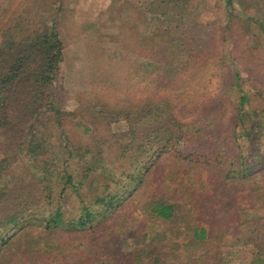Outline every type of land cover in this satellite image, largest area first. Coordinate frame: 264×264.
I'll return each mask as SVG.
<instances>
[{
  "label": "rangeland",
  "instance_id": "rangeland-1",
  "mask_svg": "<svg viewBox=\"0 0 264 264\" xmlns=\"http://www.w3.org/2000/svg\"><path fill=\"white\" fill-rule=\"evenodd\" d=\"M1 10L0 42L2 28L17 13L47 19L49 24L56 20L55 25L63 41V60L55 87L59 92L57 97L63 120L59 129L55 116L51 115L49 128L53 130L52 138L60 141L61 147L75 146L74 153L79 151V147L91 145L97 147L96 151L103 148L105 154L101 160L91 154L82 160L81 152L71 158L67 150L62 151V157H67L66 161L72 164L70 169L76 176H82L86 165L98 170L103 165L104 171L99 174L93 171L86 179L82 186L85 194H93L91 191L95 189L105 190L107 185L121 188L126 191L125 195L134 193L137 185L126 177V172L132 169L131 151L118 145V136L115 139L116 133L128 128V111L135 114L153 107V116H143L140 122L139 130L143 136L151 124L158 122L156 114L162 109L160 120L166 121L169 115H173L177 122L172 127L193 129L191 140H184L189 149L201 147L203 150L211 146L215 153L226 156L228 161L236 154L242 153L246 157L257 148L264 149L262 136H255L250 143L243 130L234 127L243 91L248 96L246 109L259 113L264 109V0H154V3L141 0H11L7 9ZM134 34L138 38L154 37L151 57L150 52L134 53L131 44ZM169 34L175 39L169 44L168 53H164L161 43ZM186 61L188 65H185ZM150 71L155 73L151 81L148 78ZM236 72L242 77L240 86L236 83ZM182 74L185 81H179ZM100 109H104L105 116L98 113ZM256 123L264 130V113L260 117L252 116L247 125L251 129ZM196 125L201 128H196ZM90 127L94 131L97 129L95 135L88 131ZM234 128L236 134H233ZM166 156L152 167L151 183L155 185L142 192H153L154 196L148 198L141 193L136 201L130 203L129 214L121 221L133 232L144 233L151 227H157L159 242L149 238L144 243L142 239L144 248L141 245L132 249L125 241L128 237L122 233L125 230H122L113 241L115 246L111 248L108 243L92 264L104 261L108 264H132L124 255L144 251L152 242L150 249L157 245L160 247L152 252L160 255L159 264H188L187 259L198 254H203L200 261L207 259L210 264H264V255L255 244L257 222L264 217L263 189L258 188L264 186V178L253 174L239 187L236 183L227 186L229 195H234L229 211L236 224L226 237L224 233L231 229L216 227L215 209L209 210L208 214L196 206L202 212L197 215L216 227L215 251H209L210 245L206 241L198 239L196 243L192 242L193 230H187V214L197 211L195 206L187 211V181L197 173L188 170L192 169V164L187 160L178 161L171 154ZM2 157L0 154V159ZM40 168V164L37 166L26 157L25 151L16 153L6 168L0 163V213L4 212V204L15 206L21 201L24 205L18 209L26 216H35L42 209V200L37 196L38 190L39 195L42 194L40 184H35L38 182L35 178L30 180L33 172L37 173ZM172 171L178 176L170 178ZM207 175L203 177L205 183H215L209 172ZM113 177L116 179L114 183L111 182ZM220 185L222 183H218L217 188ZM22 189L34 195L23 193L24 196H19ZM54 192L59 197L53 204H60L67 214L76 216L82 198L72 191L60 192L59 186ZM86 199L90 200L91 196ZM159 202L173 203L175 216L164 222L158 221L150 208ZM11 227L7 226L6 230L0 226V249L4 239L9 241L11 236L23 230ZM30 232L32 237H41L46 248L51 244L49 235L56 237L55 247L66 244L65 240L69 239V233L66 237L36 226H32ZM88 242H80V248L91 253L93 250ZM36 248L37 245L28 248L26 241L22 240L16 250L19 255L13 252L19 257L23 253V258L30 260L35 253L28 252ZM218 251H221L220 255L209 260V255ZM46 252L43 262L17 264H63L60 261L61 250L51 248ZM200 261L190 262L201 264Z\"/></svg>",
  "mask_w": 264,
  "mask_h": 264
},
{
  "label": "trees",
  "instance_id": "trees-1",
  "mask_svg": "<svg viewBox=\"0 0 264 264\" xmlns=\"http://www.w3.org/2000/svg\"><path fill=\"white\" fill-rule=\"evenodd\" d=\"M141 1L143 3H154V0ZM10 2L11 0H0L1 12L7 9ZM146 12L147 10L145 9L144 14ZM41 14L38 13V15ZM55 23L56 20H52V23L49 24L47 19H41L38 16L28 17L23 13H17V15L11 17V20L4 25L1 31L0 154L3 157L0 159V163L6 168L8 162L12 160V157L16 153L25 151L26 157L31 159L37 166L40 164L41 168L37 170V173L32 171L33 175L30 180L35 178L38 181L35 184H40L42 194L39 195L38 190L37 196L40 201L42 200V209L38 210L35 216L34 214L26 216L18 209L20 205H24V201L16 203L15 206L13 204L7 206V203L2 206L4 207V212L0 213V226L7 230V226L12 225L11 228L15 227L23 230L16 236H11L9 241L7 238L2 241L0 264L28 263V261L43 262L46 260L44 258L47 254L46 251L51 248H57L58 251H62L60 261L63 264H92L100 252L105 249V246H108V243L111 248L115 246L113 241L116 240L117 234H121L122 230H125L122 233L128 237L125 241L128 242V245L132 249L141 245L144 248V243L149 238L158 243L159 229L157 227H151L144 233L133 232L129 227H124L121 221L129 214L130 203L136 201L143 190H147L149 187L155 185V183H151L153 182L152 167L156 162H160L165 155L168 157L169 154L173 155L172 157L174 158H178V161L187 160V163L192 164V169L188 170H191L193 174L197 173L194 177L191 176L193 177H190L191 179L188 177L187 211L191 210L194 206L203 208L205 212L215 209L216 227H221L222 230L231 229L224 233V237L232 233V228L236 222L230 214L229 206L234 195L230 196L226 188L230 184L235 183L236 187L241 186L253 174L259 176L261 179L264 178V149L257 148L255 152H250L249 150V156L247 155L246 157L242 153L236 154L234 159L229 161L226 156L219 155L217 152L215 153L211 149V146L203 150L201 147L199 149L194 147L192 149L190 147L189 149L187 143L184 144V140L187 139V142L191 140L193 129L190 131L187 130V127L185 129L182 127H172L177 122L173 115H169V119L166 121L160 120V111L162 109L156 114L158 122L151 124L147 132L144 131L142 133L143 136L146 135L145 137L141 136L139 130L140 122L143 116H153V107L135 114L132 111H128V128L116 133L115 139L118 136V145L131 151L129 158L132 159V169L126 172V177L137 185L134 193L125 195L126 191H122L121 188H114L111 185H107L105 190L95 189L91 191L93 194L84 193L82 186L85 185L90 173L94 171L99 174L104 171L103 165H100L101 170L92 166L90 169L86 165L82 171V176H76L73 169H70L72 164L66 161L67 157H62V151L67 150L71 158L75 157L74 155H77V152H81L80 158L82 160L87 154L95 155V159L101 160L105 157V154L103 153V148L96 151L97 147H92L91 145H86L83 148L79 147V151L74 153L75 146L64 145L61 147L58 144L60 141H55L54 137L52 138L53 130L49 128L51 115L55 116L53 118L59 124V129L62 127L63 120L61 116L62 109L59 107L57 97L59 92H57L55 87V82L59 78L60 63L63 60V41L59 36ZM137 36L136 34L132 35L133 40L131 44L134 46V53L146 54L150 52L151 57L154 53L153 43L155 41L151 42L154 40V37L150 39L148 37L138 38ZM174 39L175 37L169 34L167 35V40H163L164 42L161 43V46L164 53L167 52ZM160 60L166 62L165 59ZM152 64L154 63L152 62ZM185 65H188L187 61ZM235 75L236 83L240 86L242 77L239 72H236ZM154 76V71L148 73L149 80L151 78L154 79ZM184 76L182 74V78L180 77L179 81H182L181 79H184ZM247 100L248 96L243 91L236 109L234 127H240L244 134L248 136L250 143H252L255 136L259 135L264 139V130L259 123H256L249 129L247 123H249L252 116L260 117L264 113V109L260 113L255 110L250 111L246 109L245 104ZM98 113H104L105 116L104 109L98 110ZM193 128L197 130L196 128L201 127L196 125V128L194 126ZM235 128L233 134H236ZM88 131L91 135H95L97 129L94 131V128L90 127ZM144 139L147 140L145 141ZM262 143H264V140ZM250 156H252V159ZM208 172L215 180V183L212 182L211 185H207L203 179V177L209 176L207 175ZM169 175H171L170 178L178 176L175 171L170 172ZM48 179L53 180L51 182ZM111 182H116V179L113 177ZM217 182L222 183L218 188ZM58 186L60 187V192L72 191L82 198L80 211L76 216L72 217V215L67 214L60 204H53L54 200L56 201V198L59 197L54 192ZM258 188L263 189L261 194L264 195V186ZM220 191H222L221 194L219 193ZM23 193L26 196L34 195L26 192L24 189L18 192L19 196H24ZM154 194L153 192L142 193L143 196L148 198L153 197ZM89 196H91V199H86ZM237 197L240 198L242 196L238 195ZM33 198L35 200V196ZM190 198L192 199L190 200ZM196 210L193 213H189L190 215L187 214V230L190 228L193 230L191 241H194V243L198 239L203 242L206 241L210 245L209 251H215L214 243L217 241L214 231L216 227L205 223V219L197 215V213L202 214L201 210L197 209V207ZM150 211L158 221L163 222L174 217L176 214L174 204L169 202H159L155 206H151ZM32 226L42 228L43 231L57 232L59 235H66V237L67 233H69V239L65 240L66 237H64L66 244H59L58 247H55L57 239L55 236L49 235L51 244L46 248V245H42L41 243V237H32L30 232ZM257 226L255 244L258 251L264 255V217L263 220L261 219L257 222ZM29 232L30 236L28 237ZM73 238L76 239L75 242L71 241ZM142 239H144V243H141ZM22 240L26 241L28 248L36 247L37 245L35 250L28 252L36 254L30 260L23 258V253L20 257L14 253L18 252L16 251L17 246ZM84 240L89 241L88 245L92 248L93 252L88 253L80 248V242ZM101 240L102 244L100 245L99 242L101 243ZM152 244L153 242L149 243V245L147 244L144 251H138L136 254L133 252L134 255L129 252L124 256H127L132 264H159L161 262L160 255H153L152 252H155L160 247L157 245L150 249L149 246ZM220 252H214L209 255V257L211 256L209 260L212 257H218ZM201 255L203 254L188 258V264H192L190 261H200ZM106 257L111 259L110 255ZM104 262L100 264L109 263ZM200 263L210 264L207 259L200 261Z\"/></svg>",
  "mask_w": 264,
  "mask_h": 264
}]
</instances>
